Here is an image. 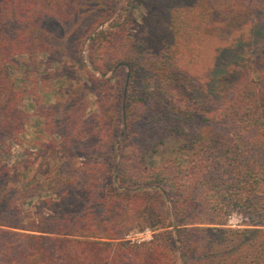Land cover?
<instances>
[{
	"label": "trees",
	"instance_id": "obj_1",
	"mask_svg": "<svg viewBox=\"0 0 264 264\" xmlns=\"http://www.w3.org/2000/svg\"><path fill=\"white\" fill-rule=\"evenodd\" d=\"M91 11L77 29L97 107L86 91L38 105L53 147L102 157L88 201L29 223L9 204L0 264H264V0H0V179L29 118L13 68L58 58L60 28ZM171 140L176 154L149 163Z\"/></svg>",
	"mask_w": 264,
	"mask_h": 264
},
{
	"label": "rangeland",
	"instance_id": "obj_2",
	"mask_svg": "<svg viewBox=\"0 0 264 264\" xmlns=\"http://www.w3.org/2000/svg\"><path fill=\"white\" fill-rule=\"evenodd\" d=\"M137 15L140 17L141 12H137ZM91 17L92 11L73 25L71 30V27L60 28L59 44H63L66 52L58 58L44 56V63L31 69L28 76L25 75L29 71L27 59H19L18 67L12 70L18 84L28 93L24 108L29 118L20 140L9 143L10 152L4 157L8 172L0 179V214L14 203L22 208L21 220L29 223L41 218H54L65 212L77 214L88 201L85 186L90 178L89 170L91 166L102 162V157L62 152L53 147L52 139L58 140L60 136L44 130L39 106L56 105L59 110L61 101L70 93L86 91L90 101L88 111L92 112L97 107V96L89 89L91 84L86 73L89 66V40L77 29L89 25ZM257 46L252 48L257 49ZM112 74L113 70L107 76ZM97 75L101 76L99 73ZM33 76L38 79V83L30 94L35 84ZM175 154L176 142L171 140L159 146L148 160L149 163H158ZM228 223L234 227H245L249 220L233 213ZM152 236L153 230L144 228L130 231L125 239L135 242L149 240Z\"/></svg>",
	"mask_w": 264,
	"mask_h": 264
},
{
	"label": "water",
	"instance_id": "obj_3",
	"mask_svg": "<svg viewBox=\"0 0 264 264\" xmlns=\"http://www.w3.org/2000/svg\"><path fill=\"white\" fill-rule=\"evenodd\" d=\"M129 75H130V70L128 71V77H127V83H128V79H129ZM126 86H127V84H126Z\"/></svg>",
	"mask_w": 264,
	"mask_h": 264
},
{
	"label": "built area",
	"instance_id": "obj_4",
	"mask_svg": "<svg viewBox=\"0 0 264 264\" xmlns=\"http://www.w3.org/2000/svg\"><path fill=\"white\" fill-rule=\"evenodd\" d=\"M146 230H152L151 228H146Z\"/></svg>",
	"mask_w": 264,
	"mask_h": 264
}]
</instances>
